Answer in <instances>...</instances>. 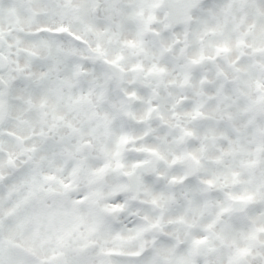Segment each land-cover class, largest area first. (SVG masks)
<instances>
[{
	"label": "snow or ice",
	"instance_id": "obj_1",
	"mask_svg": "<svg viewBox=\"0 0 264 264\" xmlns=\"http://www.w3.org/2000/svg\"><path fill=\"white\" fill-rule=\"evenodd\" d=\"M0 264H264V0H0Z\"/></svg>",
	"mask_w": 264,
	"mask_h": 264
}]
</instances>
